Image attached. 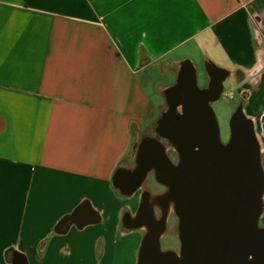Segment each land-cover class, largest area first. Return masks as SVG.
Returning a JSON list of instances; mask_svg holds the SVG:
<instances>
[{"label":"crops","instance_id":"crops-1","mask_svg":"<svg viewBox=\"0 0 264 264\" xmlns=\"http://www.w3.org/2000/svg\"><path fill=\"white\" fill-rule=\"evenodd\" d=\"M199 57L248 91L264 152V0H0V264H134L111 178Z\"/></svg>","mask_w":264,"mask_h":264},{"label":"water","instance_id":"water-1","mask_svg":"<svg viewBox=\"0 0 264 264\" xmlns=\"http://www.w3.org/2000/svg\"><path fill=\"white\" fill-rule=\"evenodd\" d=\"M203 65L208 82L200 87L193 62L180 63L175 83L163 91L155 135L133 145V167L119 166L112 175V186L124 196L141 189L150 172L165 187L156 194L143 189L135 213L122 215L124 230H144L135 264H264V167L255 122L241 100L229 119V139L221 141L212 102L232 73L210 59ZM171 210L177 251L160 243Z\"/></svg>","mask_w":264,"mask_h":264},{"label":"rangeland","instance_id":"rangeland-1","mask_svg":"<svg viewBox=\"0 0 264 264\" xmlns=\"http://www.w3.org/2000/svg\"><path fill=\"white\" fill-rule=\"evenodd\" d=\"M195 63H196V72H197V82L200 87H203L208 82V77L204 69L203 61H201V58L199 57V58H195ZM175 80L173 83H175ZM240 86L241 85H237L234 80L227 78L224 81V88H223L221 97L218 100L212 102V107L215 111L216 118H217L218 125H219L220 138H221V141L224 143L227 142V140L229 139V135H230L229 119L231 117V114L240 104V99H239V96H240L239 91L241 90ZM243 90H246V89H243ZM246 99H249V98L247 97ZM246 99L244 100V102L246 101ZM247 106H248V102H245L243 105L245 113H246L245 108ZM263 114L264 112H262V115ZM159 116H160V113L158 114V116L156 117V119L154 120L152 124L154 125L152 130H150L149 133L146 135H155V131H154L155 124ZM257 128H258V132L260 133V130H259L260 127H257ZM140 140L141 138H138L137 142H139ZM168 154L174 161H176L177 156L174 153L172 154L170 153V151H168ZM262 162H264V158L262 159ZM131 165L134 166L135 162H132ZM142 188L148 189L152 194H156L157 192H160L163 189V187L159 183L156 182L153 172H150L147 175ZM141 189H138L136 191V195L134 197L135 199L133 203L135 205L137 204L136 208L138 207V204L140 202ZM259 225L261 227H264V213L261 215L259 219ZM137 232H138L139 242H138L136 250L133 253L134 258H135L134 264L136 263V260H137L138 247L144 235L143 229H138ZM160 243H161L162 249H172L176 251L179 249V240L177 237V218L172 210L169 212L166 218V229L160 238Z\"/></svg>","mask_w":264,"mask_h":264},{"label":"flooded vegetation","instance_id":"flooded-vegetation-1","mask_svg":"<svg viewBox=\"0 0 264 264\" xmlns=\"http://www.w3.org/2000/svg\"><path fill=\"white\" fill-rule=\"evenodd\" d=\"M254 80H256V81H258V79H254ZM255 81V82H256ZM249 96V93H248V91H246V90H243V91H241L240 92V96H239V99H240V101L241 100H245L247 97ZM168 148H169V150L168 151H170V153H174L175 155H176V153L174 152V150L171 148V147H169L168 146ZM264 158V152H262V159ZM263 167H264V162H263ZM162 186V185H161ZM163 187V189L160 191V192H157V193H161V192H163L164 190H165V187L164 186H162ZM142 190H143V188L141 189V192H142ZM137 205V204H136ZM136 205L135 204H133L130 208H129V210H127V211H129V212H131L132 214H134L135 213V211H136ZM155 212H156V215H159L160 214V209H159V207H156L155 208ZM144 231V230H143Z\"/></svg>","mask_w":264,"mask_h":264}]
</instances>
